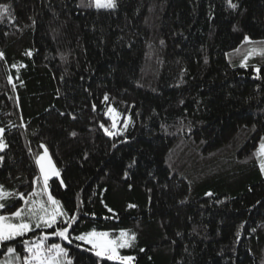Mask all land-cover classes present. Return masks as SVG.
I'll list each match as a JSON object with an SVG mask.
<instances>
[{
    "label": "trees",
    "instance_id": "1",
    "mask_svg": "<svg viewBox=\"0 0 264 264\" xmlns=\"http://www.w3.org/2000/svg\"><path fill=\"white\" fill-rule=\"evenodd\" d=\"M27 1L0 0V185L29 197L49 149L72 264H264V0ZM94 229L134 234L133 262L85 251Z\"/></svg>",
    "mask_w": 264,
    "mask_h": 264
},
{
    "label": "snow or ice",
    "instance_id": "2",
    "mask_svg": "<svg viewBox=\"0 0 264 264\" xmlns=\"http://www.w3.org/2000/svg\"><path fill=\"white\" fill-rule=\"evenodd\" d=\"M88 6H94L97 10H115L117 7V0H89ZM229 6L233 9L237 8V5L232 3L231 0H229ZM5 15H11L10 5L0 4V20H2ZM161 43H163V41H161ZM2 55L3 53H0V56ZM104 99H108L107 95H105ZM93 107L95 108V106ZM101 127H103V125H101ZM2 131L3 130L0 129V132ZM72 135L75 136V133H72ZM4 148V141L0 139V151H3ZM260 154L264 155V143L260 145ZM3 159V156H0V161H3ZM45 161H47V166H45ZM36 163L39 165L40 173L42 174V191L47 194V200H28L24 194L9 192L3 185H0V210L6 207L3 201L9 197L18 196L19 199L24 200L25 204L24 207L17 208L16 211L9 215H0V245L11 242L18 237H24L28 232L39 229L42 226L44 228H51L57 223L58 218L63 216L65 217L63 222L67 226L57 228L51 233L43 234L32 246H30L28 240L23 241L25 251L29 253L28 256L23 257V262L24 264H72L71 259L68 258L67 250L61 244H46L45 242L50 237H59L62 240L68 241V243H72L69 229L72 226V222L76 221L77 217L75 215L69 216L67 212H64L60 206L61 202L48 192L49 178L51 176H59V172L48 158L47 149H45L43 155L37 157ZM260 168L261 172L264 173V162L261 163ZM40 180L41 177L37 176L33 183H38ZM29 195L35 197V190ZM237 235H239V233H237ZM124 237L125 233L121 232L118 241L109 239L108 234L105 232L97 233L91 231L75 236L74 239L89 244L91 247L84 250L94 251L97 257L106 256L109 260L119 259L121 262H124L132 259L131 257L118 256V248L129 246L128 243L124 242ZM129 239L134 240V235ZM77 247H80V245H77ZM7 253L12 254L13 261L18 258L15 255L14 247L10 245L7 247Z\"/></svg>",
    "mask_w": 264,
    "mask_h": 264
},
{
    "label": "rangeland",
    "instance_id": "3",
    "mask_svg": "<svg viewBox=\"0 0 264 264\" xmlns=\"http://www.w3.org/2000/svg\"><path fill=\"white\" fill-rule=\"evenodd\" d=\"M20 2H21V10L27 15V17L28 18H31V12H30V5H28V1L27 0H20ZM107 114H108V116L112 119V121H113V128H112V130H108V133H110V134H114V133H117V132H123V131H125L127 128H128V126H129V124H130V122H131V118H130V116L129 115H126V116H122V114L117 110V109H115L113 106H111L109 109H108V112H107ZM3 131L2 132H0V139H3V141H4V129H2ZM262 143H264V141L262 142ZM4 144H5V148H6V143H5V141H4ZM4 148V149H5ZM3 149V150H4ZM45 149H47V156H48V158L51 160V162H52V164L54 165V167H55V169L59 172V170H58V168H57V166H56V164H55V162H54V160H53V158H52V156H51V154H50V151H49V149L45 146ZM45 149H44V152H45ZM1 152V151H0ZM44 152L41 154V155H43L44 154ZM259 154H260V148H259ZM261 155V154H260ZM262 162H264V155H261V163ZM261 163H260V165H261ZM45 166H47V161H45ZM262 175L264 176V173H262ZM59 176H60V172H59ZM40 177H41V180L39 181L40 182V185L39 186H37V184L38 183H36V187H35V192H36V195H35V197H32V196H29V197H27V199L28 200H32V199H35V200H44V201H46L47 200V194L46 193H44L43 191H42V188H43V179H42V174L40 175ZM53 177H55V176H51L50 178H49V180L51 179V178H53ZM48 192L52 195V193H51V191H50V187H49V182H48ZM53 196V195H52ZM54 197V196H53ZM55 198V197H54ZM56 199V198H55ZM24 206H25V204H24ZM23 206V207H24ZM61 207H62V209H63V211L65 212V210H64V208H63V206H62V204L60 205ZM0 215H2V214H0ZM61 217H63V216H61ZM61 217H59L58 218V220L61 218ZM58 220H57V222H58ZM55 225V224H54ZM53 225V226H54ZM70 230V229H69ZM34 231H36V234L34 235V236H32V238L30 239V246H32V244H34L35 242H36V240L39 238V237H41L43 234H46V233H51V232H53V231H48L47 230V228H44L43 226L41 227V228H39V229H35ZM91 231H95V232H97V233H100V232H105V233H107L108 234V238L109 239H113V240H118L119 241V239H120V234H121V232H124L125 233V237L123 238V240H124V242H126V243H128L129 244V246L132 244V242L135 240H133V239H129L130 237H132L134 234H132L130 231H128V230H120L117 234H112L111 233V231H108V230H96V229H94V230H91ZM91 231H89V232H91ZM31 232V231H30ZM29 233V232H28ZM87 233V232H86ZM84 234V233H83ZM134 237H135V235H134ZM46 244H51V243H59V244H61L64 248H66L65 247V243H64V240H62V239H60L59 237H50L46 242H45ZM128 246V247H129ZM124 248H127V247H123V248H118L117 249V252H118V256H126V257H131L132 259L131 260H128V261H124L123 263H131V262H133V257L132 256H130V255H126V254H124L123 252H122V250L124 249ZM29 255V253L28 252H26L24 255H22V256H16V257H18V258H20V261H13V259H12V254H10L9 255V257L8 258H6V259H4V260H2V261H0V264H24V262H23V257H25V256H28ZM104 257H106V256H104ZM69 258V257H68ZM107 258V257H106ZM70 259V258H69ZM115 261H118V262H121L119 259H116Z\"/></svg>",
    "mask_w": 264,
    "mask_h": 264
}]
</instances>
